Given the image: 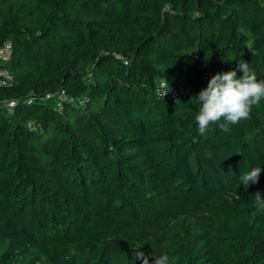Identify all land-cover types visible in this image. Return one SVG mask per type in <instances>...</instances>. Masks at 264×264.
Returning <instances> with one entry per match:
<instances>
[{
	"label": "trees",
	"instance_id": "1",
	"mask_svg": "<svg viewBox=\"0 0 264 264\" xmlns=\"http://www.w3.org/2000/svg\"><path fill=\"white\" fill-rule=\"evenodd\" d=\"M6 41L0 264H143L137 250L149 264H264V100L226 131L195 120L216 73L239 78L242 59L264 81V0H0ZM162 79L178 99L157 96ZM61 89L85 105L60 112L46 94ZM217 196L204 222L165 219L143 238L158 204L197 212Z\"/></svg>",
	"mask_w": 264,
	"mask_h": 264
},
{
	"label": "clouds",
	"instance_id": "2",
	"mask_svg": "<svg viewBox=\"0 0 264 264\" xmlns=\"http://www.w3.org/2000/svg\"><path fill=\"white\" fill-rule=\"evenodd\" d=\"M238 68L243 73L242 76L237 78L236 70L216 73L210 78L207 87L195 98L201 105L199 114L195 117L201 134L208 131L211 124H218L226 131L228 125H236L241 120H246L252 106L264 100V81H258L249 64L242 59L238 63ZM166 94L167 92L164 96ZM222 119L223 123H220ZM261 171V167H253L250 171L240 174L241 184L248 187L257 183ZM253 197L252 203L256 211L264 212V198L260 192H256ZM136 255L137 260L142 259L143 264H149L148 256L144 252L137 250ZM150 255L154 257L152 264H170L167 253Z\"/></svg>",
	"mask_w": 264,
	"mask_h": 264
},
{
	"label": "built area",
	"instance_id": "3",
	"mask_svg": "<svg viewBox=\"0 0 264 264\" xmlns=\"http://www.w3.org/2000/svg\"><path fill=\"white\" fill-rule=\"evenodd\" d=\"M12 52L13 45L11 42L6 41L0 44V87L11 85L14 81V73L11 71V69L5 67V64L12 58ZM167 83L168 82L163 79L159 81L156 87L157 96L160 98L178 99V97L180 96V91L173 85ZM166 92L167 94L164 96ZM46 99L54 100L60 112L64 111V107L66 104H72L80 107H83L85 105V99L83 97L69 95L63 89L48 92L46 94ZM2 104L13 108L16 106V101L12 99L9 101H4ZM27 126L35 131L40 130L41 128V126L33 120H28Z\"/></svg>",
	"mask_w": 264,
	"mask_h": 264
},
{
	"label": "rangeland",
	"instance_id": "4",
	"mask_svg": "<svg viewBox=\"0 0 264 264\" xmlns=\"http://www.w3.org/2000/svg\"><path fill=\"white\" fill-rule=\"evenodd\" d=\"M236 187V186H235ZM233 187L231 190L230 197H238L240 195L239 189ZM223 199V196H217L214 202L210 206L203 207L197 212L184 210L180 208H170L165 206V204L160 203L156 207L151 208V213L147 214L142 221V224L145 225V230L143 238L153 239L156 238L155 231H160L165 228V219H170L176 221L180 218L187 217L189 220H194V222L202 223L205 221V218L209 216V212L215 208V205ZM161 205L165 206L161 207ZM166 209V210H165ZM160 210V213L158 211Z\"/></svg>",
	"mask_w": 264,
	"mask_h": 264
}]
</instances>
